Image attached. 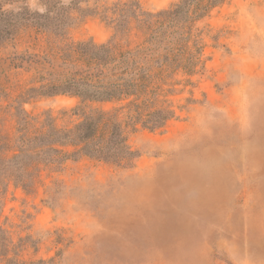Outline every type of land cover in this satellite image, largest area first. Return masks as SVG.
<instances>
[{
    "label": "rangeland",
    "instance_id": "1",
    "mask_svg": "<svg viewBox=\"0 0 264 264\" xmlns=\"http://www.w3.org/2000/svg\"><path fill=\"white\" fill-rule=\"evenodd\" d=\"M0 0V159L19 151L28 115L40 127L75 112L127 113L132 100L40 95L39 57L62 44L151 47L152 111L163 126L126 130L129 166L88 156L22 186L0 163V228L10 257L44 264H264V0ZM52 20L47 35L39 17ZM32 60H34L32 62ZM164 63V66H160ZM126 107V108H125ZM72 149H68L71 151ZM0 264H6L1 262Z\"/></svg>",
    "mask_w": 264,
    "mask_h": 264
},
{
    "label": "trees",
    "instance_id": "2",
    "mask_svg": "<svg viewBox=\"0 0 264 264\" xmlns=\"http://www.w3.org/2000/svg\"><path fill=\"white\" fill-rule=\"evenodd\" d=\"M51 1V0H50ZM223 0H209L200 8L202 14L211 6ZM37 32L45 34L51 27L48 16L39 17ZM47 35V34H45ZM49 49L45 56L39 57L43 70L49 67L46 83L39 90L40 95L71 94L85 102H124L132 99L127 113L121 110L104 112L87 111L80 106L75 112L80 122L73 127H58L56 120L48 118L40 127L32 124V118L26 116L21 127L19 152L10 160L18 164L16 176L22 186L34 181V173L41 165L53 168L63 162L88 156L117 166H129L135 153L127 144L126 130L142 122L150 129L164 125L170 117L166 110L152 111L151 83L154 79V64L159 63L151 54V47H139L135 50H123L115 42L104 44L94 42L62 44L50 32L47 36ZM34 60H32L33 62ZM160 66H164L161 63ZM126 108V107H125ZM68 149H72L68 151ZM12 243L6 232L0 228V261L6 264H44L24 262L17 255L10 257Z\"/></svg>",
    "mask_w": 264,
    "mask_h": 264
}]
</instances>
